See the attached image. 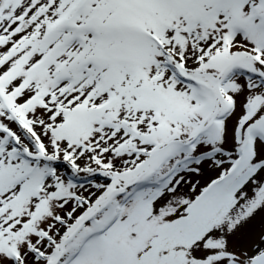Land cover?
Masks as SVG:
<instances>
[{"label": "snow or ice", "instance_id": "obj_1", "mask_svg": "<svg viewBox=\"0 0 264 264\" xmlns=\"http://www.w3.org/2000/svg\"><path fill=\"white\" fill-rule=\"evenodd\" d=\"M0 264H264V0H0Z\"/></svg>", "mask_w": 264, "mask_h": 264}]
</instances>
